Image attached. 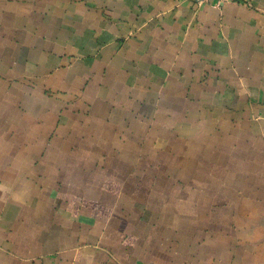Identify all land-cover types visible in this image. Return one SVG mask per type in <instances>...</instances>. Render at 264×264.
I'll return each instance as SVG.
<instances>
[{
    "label": "crops",
    "instance_id": "1",
    "mask_svg": "<svg viewBox=\"0 0 264 264\" xmlns=\"http://www.w3.org/2000/svg\"><path fill=\"white\" fill-rule=\"evenodd\" d=\"M0 264H264V0H0Z\"/></svg>",
    "mask_w": 264,
    "mask_h": 264
},
{
    "label": "built area",
    "instance_id": "2",
    "mask_svg": "<svg viewBox=\"0 0 264 264\" xmlns=\"http://www.w3.org/2000/svg\"><path fill=\"white\" fill-rule=\"evenodd\" d=\"M186 1L193 2L197 5L211 2L215 6H221L226 3H235V4L245 3V0H186Z\"/></svg>",
    "mask_w": 264,
    "mask_h": 264
}]
</instances>
